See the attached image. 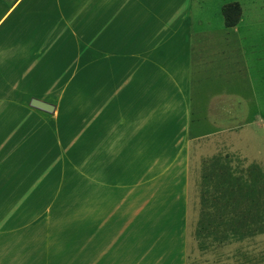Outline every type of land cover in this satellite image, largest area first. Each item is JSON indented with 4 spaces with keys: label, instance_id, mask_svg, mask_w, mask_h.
<instances>
[{
    "label": "crops",
    "instance_id": "obj_1",
    "mask_svg": "<svg viewBox=\"0 0 264 264\" xmlns=\"http://www.w3.org/2000/svg\"><path fill=\"white\" fill-rule=\"evenodd\" d=\"M190 7L186 36L179 0H0V264H260L259 210L132 187L166 168L184 47L190 97L219 99Z\"/></svg>",
    "mask_w": 264,
    "mask_h": 264
},
{
    "label": "rangeland",
    "instance_id": "obj_2",
    "mask_svg": "<svg viewBox=\"0 0 264 264\" xmlns=\"http://www.w3.org/2000/svg\"><path fill=\"white\" fill-rule=\"evenodd\" d=\"M179 1L181 17H185L182 34L190 36L191 5L196 14L203 11L208 21L196 19L197 33L208 28L213 31L215 38L203 42L207 46L214 42L207 59L213 68L212 80L202 86L210 97L219 99L204 103L190 97L185 80L190 49L184 47L188 53L180 51L184 80L180 94H167L166 100L170 97L171 102L152 107L163 119L159 128L171 148L165 154L166 168L151 170L148 180H143L149 183L133 185V190L165 193L170 198L191 193L206 198L207 207L227 204L229 208L259 210L257 216L249 217L258 225L247 232L264 242V0ZM232 2L243 12L235 30L224 27L222 15V7ZM183 38L185 45L188 39ZM194 91L201 96L198 88ZM261 252L260 264H264V248Z\"/></svg>",
    "mask_w": 264,
    "mask_h": 264
},
{
    "label": "trees",
    "instance_id": "obj_3",
    "mask_svg": "<svg viewBox=\"0 0 264 264\" xmlns=\"http://www.w3.org/2000/svg\"><path fill=\"white\" fill-rule=\"evenodd\" d=\"M242 13V7L237 2L225 4L222 7L225 27L231 29L238 26L242 19Z\"/></svg>",
    "mask_w": 264,
    "mask_h": 264
},
{
    "label": "water",
    "instance_id": "obj_4",
    "mask_svg": "<svg viewBox=\"0 0 264 264\" xmlns=\"http://www.w3.org/2000/svg\"><path fill=\"white\" fill-rule=\"evenodd\" d=\"M32 105L37 107V108H40L42 110H46L47 112H50L53 110V106H50L48 104H45L43 102H40L38 100H33L32 101Z\"/></svg>",
    "mask_w": 264,
    "mask_h": 264
}]
</instances>
